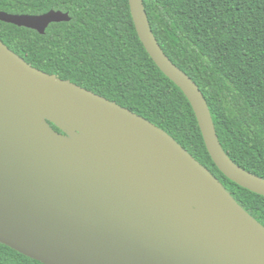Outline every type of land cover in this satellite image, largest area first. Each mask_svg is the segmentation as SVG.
I'll use <instances>...</instances> for the list:
<instances>
[{"label": "water", "instance_id": "1", "mask_svg": "<svg viewBox=\"0 0 264 264\" xmlns=\"http://www.w3.org/2000/svg\"><path fill=\"white\" fill-rule=\"evenodd\" d=\"M129 3L146 50L191 103L215 165L264 196V177L222 147L203 92L164 52L144 1ZM69 20L61 10H0V21L41 34ZM109 115L161 140L178 160L154 167ZM190 164L214 184L193 175ZM0 242L44 264H264V225L168 132L39 70L1 39Z\"/></svg>", "mask_w": 264, "mask_h": 264}, {"label": "trees", "instance_id": "2", "mask_svg": "<svg viewBox=\"0 0 264 264\" xmlns=\"http://www.w3.org/2000/svg\"><path fill=\"white\" fill-rule=\"evenodd\" d=\"M168 57L199 86L229 157L264 177V0H143ZM61 10L45 33L0 21V39L27 63L70 80L168 132L264 225V196L213 162L194 110L141 41L129 0H0L9 13ZM55 130L63 133L50 123ZM0 264H44L0 242Z\"/></svg>", "mask_w": 264, "mask_h": 264}, {"label": "bare ground", "instance_id": "3", "mask_svg": "<svg viewBox=\"0 0 264 264\" xmlns=\"http://www.w3.org/2000/svg\"><path fill=\"white\" fill-rule=\"evenodd\" d=\"M107 119L115 130L128 139L131 144L135 145L154 167H161L167 157L178 160L177 156L161 140L142 130L136 129L117 117L109 115ZM188 168L193 175L204 176L207 178L209 184H214V181L202 173L196 166L190 164Z\"/></svg>", "mask_w": 264, "mask_h": 264}, {"label": "rangeland", "instance_id": "4", "mask_svg": "<svg viewBox=\"0 0 264 264\" xmlns=\"http://www.w3.org/2000/svg\"><path fill=\"white\" fill-rule=\"evenodd\" d=\"M64 137H66L67 139H74L70 134H68V133H65L64 134Z\"/></svg>", "mask_w": 264, "mask_h": 264}]
</instances>
